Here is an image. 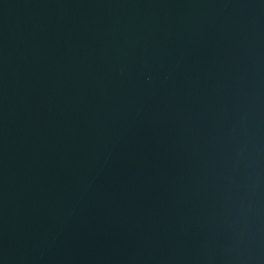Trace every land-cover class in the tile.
<instances>
[{
    "label": "water",
    "instance_id": "95a60500",
    "mask_svg": "<svg viewBox=\"0 0 264 264\" xmlns=\"http://www.w3.org/2000/svg\"><path fill=\"white\" fill-rule=\"evenodd\" d=\"M0 264H264V0H0Z\"/></svg>",
    "mask_w": 264,
    "mask_h": 264
}]
</instances>
